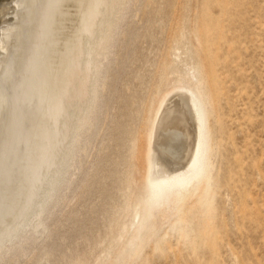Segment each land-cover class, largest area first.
Here are the masks:
<instances>
[{
	"label": "rangeland",
	"instance_id": "obj_1",
	"mask_svg": "<svg viewBox=\"0 0 264 264\" xmlns=\"http://www.w3.org/2000/svg\"><path fill=\"white\" fill-rule=\"evenodd\" d=\"M116 1L99 2L21 228L0 248V264H264V0ZM176 88L201 89L213 107L207 215L196 235L182 230L179 213L158 229L148 221L132 249L145 184L137 150L147 147L162 96Z\"/></svg>",
	"mask_w": 264,
	"mask_h": 264
},
{
	"label": "water",
	"instance_id": "obj_2",
	"mask_svg": "<svg viewBox=\"0 0 264 264\" xmlns=\"http://www.w3.org/2000/svg\"><path fill=\"white\" fill-rule=\"evenodd\" d=\"M100 0H0V248L21 228Z\"/></svg>",
	"mask_w": 264,
	"mask_h": 264
},
{
	"label": "bare ground",
	"instance_id": "obj_3",
	"mask_svg": "<svg viewBox=\"0 0 264 264\" xmlns=\"http://www.w3.org/2000/svg\"><path fill=\"white\" fill-rule=\"evenodd\" d=\"M116 2H118V0ZM112 17L113 15L111 16V18ZM111 18L110 19L108 18L109 21L105 29L106 30L105 36L101 38L99 41V43L102 45L103 44L105 45L107 42H109V39H110L109 33L111 34L112 32V19L113 18L112 19ZM207 25L210 26V24H207ZM207 25L205 22V27ZM213 26H216V25L214 24ZM197 31L198 29L196 28V33ZM205 35H206L205 38L208 37L206 33ZM202 51L204 54L203 57L205 58L204 60H206L208 63V65H206L207 68L208 66L211 67L214 62L213 57L204 48L202 49ZM101 52H102L101 49H99V52L97 53H101ZM208 70L212 74L211 68H209ZM208 70L206 69V71ZM90 75H93V74L90 73ZM200 91L201 89L200 90L199 89L190 90V89L176 88L164 94L160 100L155 116L152 120V124H151L148 137H147V140H148L147 147L142 148V146L141 147L139 146L137 150V157H136L137 163H138L137 165H139L138 167H140L141 169L144 168L143 169V181L145 182V184H144V196L141 199L143 210L138 216V220L135 221L136 230L132 236V241L129 245L132 249L138 246V243H139L138 239L140 237V232L143 229V227H145V224L148 223V221H151L155 229H158L160 226H162L164 221L172 218L175 213H179V216L178 217L176 216V217L178 218L179 222L183 224L182 226L183 231H186L187 228H192L194 235H196L198 234L199 229H201L203 226V222L207 214H205V211L203 210L202 200L205 197V195L208 194L209 191H211L210 189L211 187H213V183H215L214 178L212 176L213 174L212 166H214V161L212 160V157H213V151L215 150L214 142L216 141H214V136H213L214 126L212 127V124L210 123V116H211L210 111H212L213 107H212V104H210L209 99L203 100L202 94ZM173 99H176L174 100L176 101L175 107L172 106L173 105L172 103L174 102L171 103ZM170 103L172 105H169ZM172 118H174L173 119L175 120L174 122L173 121L170 122ZM84 119H85L84 117H80V121L78 124L79 128L82 130H83V127L86 128ZM183 122L187 124L184 125ZM159 123L160 124L163 123V126H164L163 129L165 130L164 131L162 129L163 132L160 131L162 134L160 138L157 137L158 133L156 134L155 132L156 127H158L159 129V126H157ZM72 140H73V137H72ZM72 140L70 139L71 143H72ZM71 143H69L68 145H70ZM65 145L67 144L65 143ZM65 145L63 148H65ZM65 151H68V150L66 149ZM65 151H63L64 154H65ZM61 154L60 156L64 157V155L63 154L61 155ZM69 156H70L69 154L66 155V158H69ZM63 157H59V159ZM65 160L66 159H64V162ZM59 168H62V167H59ZM50 184L52 185L46 194L47 200L50 199L56 192V183L54 182ZM148 227H149L148 229L151 228L150 226ZM25 237H28V236H25ZM17 242H18V238H17L16 243ZM231 254L233 257H237L236 255H234L233 250Z\"/></svg>",
	"mask_w": 264,
	"mask_h": 264
}]
</instances>
